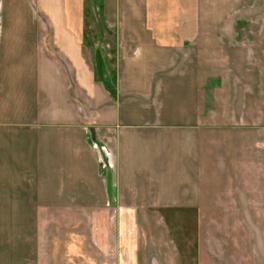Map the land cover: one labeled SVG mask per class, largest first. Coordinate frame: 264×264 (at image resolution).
<instances>
[{"label": "crops", "instance_id": "0c3cea01", "mask_svg": "<svg viewBox=\"0 0 264 264\" xmlns=\"http://www.w3.org/2000/svg\"><path fill=\"white\" fill-rule=\"evenodd\" d=\"M260 19L0 0V264H264V63L202 56Z\"/></svg>", "mask_w": 264, "mask_h": 264}, {"label": "rangeland", "instance_id": "374dc122", "mask_svg": "<svg viewBox=\"0 0 264 264\" xmlns=\"http://www.w3.org/2000/svg\"><path fill=\"white\" fill-rule=\"evenodd\" d=\"M249 26L248 40L245 41L244 37V42H240L247 48L246 51L230 53L229 57L222 52H205L202 53L203 61L205 60L206 63H264V19L251 20ZM226 54L228 55V53ZM94 56H96V53H91L93 59ZM210 59L212 62H210ZM94 61L99 63L96 58Z\"/></svg>", "mask_w": 264, "mask_h": 264}]
</instances>
